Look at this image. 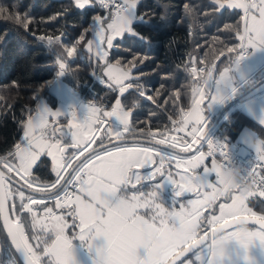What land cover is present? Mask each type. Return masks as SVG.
<instances>
[{"label": "snow or ice", "instance_id": "6c2138e0", "mask_svg": "<svg viewBox=\"0 0 264 264\" xmlns=\"http://www.w3.org/2000/svg\"><path fill=\"white\" fill-rule=\"evenodd\" d=\"M94 0H76V7L85 9L86 5ZM221 10L227 7L228 9H243L245 14V22L243 32L240 33L241 44L240 49L248 47L264 46V0H216ZM115 5L114 12L110 11L108 17H94L93 26L90 25L88 30L94 31L95 36L106 43L109 48L114 47V39L124 34L135 35L143 39L138 33L131 29L130 25L135 17H138L141 22L142 17H139L136 11L137 0H124L119 3L118 0H112ZM99 5L105 9H110L107 0H99ZM186 9L190 12L191 9L186 5ZM252 9H258L259 18L251 14ZM4 12L0 8V16ZM19 20V18L17 17ZM111 22H108V21ZM105 24L107 27L105 28ZM27 28L28 25L24 24ZM105 32L107 36L105 37ZM39 39L44 41L46 38L40 36ZM52 37L47 38L48 44L58 43ZM92 41H89V51H91ZM75 48H68L67 55L73 56ZM228 52L234 51L232 48L227 49ZM223 55V52L220 53ZM97 55L104 58L108 55L106 51L97 48ZM240 56L236 57L239 60ZM59 65L60 72L65 70V63L59 59L56 60ZM119 63V62H117ZM135 67V64L132 65ZM130 71L118 68L116 65H111L108 68L107 75L119 87L120 93H125L128 88H131V83L125 85L124 81L130 79ZM208 75H211V68L207 70ZM227 70L221 72L220 79L226 78ZM208 81H205V85ZM140 96L145 93L137 86ZM194 102L190 113L182 114L181 124H187L189 120L193 121L190 135L193 137V142H197L200 135H205L204 117L202 109L199 105L203 102L204 93L198 88L193 89ZM200 94V99H195V95ZM153 100V97H147ZM213 100L220 99L212 97ZM93 105L86 106V115L78 123L71 124L68 133L63 129H52V136L45 135V129L48 128L47 117L49 115L55 117L61 113L59 111H50L48 108H41L38 114L31 117L25 126L23 143L17 144L14 152H9L7 157L0 158V164L7 169L8 182L6 183L5 172L0 170V217L4 218L5 227L8 229V235L12 238V244L22 256L25 264H42L41 255L38 254L33 246L28 242V237L25 235L24 227L19 219L13 223L5 215L8 211L7 205L10 199H14V194L11 188V174L21 175L26 173L31 176V169L37 162L41 154L50 156L53 160V171L56 174V180L49 184L38 185L37 190L45 192L47 189H57L55 194L56 207L66 208L73 206L74 210H70L68 215L73 217L72 226L79 228V232L74 233L71 238L65 235L64 230L69 226L63 215H56L52 208L45 207L44 213L48 220L47 224L42 225L44 233H51L54 236L51 244L43 240L39 236H34L33 239L37 242V247L44 244L43 254L50 258L54 257V264H74L72 240L87 241L89 246L97 238H103V245L96 248V255L101 250H106L108 254L109 264H175V260L184 255L185 251H190L192 248L200 245L201 241L206 240L208 235L205 232L204 236H198L194 232V226L199 224L202 230L200 209L203 207H211L212 203L218 197L214 194L213 185L207 180L209 173H218L223 166L222 163H217L214 159L212 168H205L202 174H192L194 170L200 166L204 160L205 153L200 152L199 155L185 160L183 157L165 154L157 149L147 146H126L121 143H113V140L123 142L126 137L125 133L132 132L134 129L130 127L131 112L126 111L118 99L111 111H103ZM73 120L77 119L75 111L69 114ZM114 121V122H113ZM264 122V121H262ZM176 124L175 121H173ZM199 125V127L195 126ZM104 128V135L100 137V143L97 148L88 152L92 144L97 141V136L100 129ZM183 130V127L177 129ZM60 132V136L56 137V132ZM66 137H70V143H64ZM107 138L108 144H105ZM175 141V138H173ZM165 141L160 140L157 143L163 144ZM172 148L176 147V143L171 144ZM208 155L215 154L216 149H219V155L225 157V153L220 147L208 142ZM67 148L73 149L71 153L66 152ZM183 151H188L185 147ZM88 152V155L80 161V157ZM154 155L159 156V163L153 158ZM257 159L264 161V150L257 146ZM169 163L175 161L177 167L183 165V174L178 173L180 182L172 178V173L169 172L167 180L175 186V196L180 197L184 192L196 190L197 200H189L187 207L184 204L180 205V211L174 208L171 211L165 209L160 203L156 202V192L150 191L145 194L142 191L132 192L127 194L129 186L136 189L137 185L141 184L143 179H153L156 175H163L165 161ZM80 161L79 163H76ZM157 164L154 172L144 176L139 171L134 169H142ZM72 169L70 178L62 175ZM253 179L255 176V167H253ZM61 181H64L62 184ZM28 188H33V182L26 180ZM261 184H264V179H261ZM72 186L79 190L81 195H75L68 190V186ZM59 186V188H58ZM204 188H212V193H204L203 199H199ZM63 190V195H60V190ZM250 192L245 196H233L230 205L221 204L219 217L213 215L207 221L209 225L215 223L219 225L220 230L225 227H230L225 224L221 225L220 221L225 217H232L241 225L244 223L241 220L240 213H249L251 218L260 223V232L255 231H240L228 233L235 237L241 244L247 245L252 241V238L258 237L264 242V215L257 216L251 209L245 206L244 201L252 196ZM19 199L21 200V208L27 210L33 215V229L39 223L36 220L35 213L32 208L23 204L25 194L23 191H18ZM74 196V198H73ZM260 197H264V190L259 192ZM32 204L43 203L32 197H28ZM143 209L147 213V217L140 213ZM246 219V218H245ZM77 220L79 223H77ZM152 223L160 232L162 237V247L159 254H154L151 249H144L143 256L140 255V232L136 227L138 224ZM216 233V230H213ZM191 244L192 247H189ZM177 249H182L177 252ZM96 259V258H95ZM198 259V257H197ZM95 264V260L93 261Z\"/></svg>", "mask_w": 264, "mask_h": 264}, {"label": "trees", "instance_id": "16d2710c", "mask_svg": "<svg viewBox=\"0 0 264 264\" xmlns=\"http://www.w3.org/2000/svg\"><path fill=\"white\" fill-rule=\"evenodd\" d=\"M0 8L4 9L0 16V158L12 152L25 119L38 107L40 97L55 104L47 85L56 76L57 59L65 63L60 78L80 99L109 108L119 96L122 106L131 112L130 127L134 129L124 134V141L149 143V134L170 127L178 111L189 106L191 87L201 80L203 71L211 68L214 75L239 49L236 35L240 32L241 15L238 10L217 9L213 0H137L136 11L144 22L134 13L135 20L130 27L143 39L124 34L106 57L108 61L130 68L134 75L126 84L136 82V85L117 94L109 85L101 84L104 78L95 77L98 65L90 61L86 50L91 18L95 14L109 16L96 2L91 8L78 9L70 0H0ZM40 36L46 39L41 41ZM48 37L59 42L50 45ZM70 47L75 51L72 57H67L66 49ZM228 48L234 51L228 52ZM137 86L144 91L143 98L138 96ZM149 96L153 100L147 99ZM60 119L50 125L49 132L57 128ZM244 127L252 130L264 144L263 126L239 110L231 111L213 132L234 140ZM96 145H99L97 141L92 147ZM0 168L7 173L2 164ZM11 178L23 185L12 174ZM30 178L39 183L53 179L49 157L40 155ZM150 182L143 181L137 187L146 189ZM17 189V186L12 187L14 199L8 201L10 217L13 223L20 220L28 242L41 255L42 264H50L42 248L31 238V218L27 210L21 208ZM245 202L258 216L264 215V200L258 192ZM201 223L203 227L198 235L208 227L203 220ZM0 264H20L1 227Z\"/></svg>", "mask_w": 264, "mask_h": 264}, {"label": "rangeland", "instance_id": "374dc122", "mask_svg": "<svg viewBox=\"0 0 264 264\" xmlns=\"http://www.w3.org/2000/svg\"><path fill=\"white\" fill-rule=\"evenodd\" d=\"M70 1L76 7V0H70ZM121 1H122V3L124 2V0H121ZM95 2L97 4H99V0H94V4H95ZM213 3L216 4L217 9H220L218 3H216V0H213ZM92 6H93V4L90 3L89 5H86L85 8H91ZM235 10H238L240 12V15H241L240 32L236 35V38H237V40H239V45H240L241 40H240L239 36H240V33L243 32L244 22H245V14H244L243 9H235ZM97 16H99V15L95 14L91 18V20L89 22V27H90V25L94 27L93 19H94V17H97ZM103 17H107V16L103 15ZM134 20H135V17H134L133 21ZM136 20H137V18H136ZM108 22H111V21L109 20ZM106 27H107V25L105 24V28ZM89 33H90V35H89L90 40L89 41H92L91 51H89V41L86 44V50H88L90 58L93 60L92 61L90 59V61L92 63H94L95 65H98V71L96 72L95 77L100 78V79L104 78L105 83H107V85H109V87H112L113 89H115L117 91V94H120L118 85L113 80H111L106 73L108 71L109 66H111V65H116L118 68H121L123 70H128L130 68H124V67L116 64L115 62L108 61L106 58L107 56L104 58H101L100 56L97 55V48L99 47L102 51H106L108 53L110 49H113L116 47V41H119L122 38V36L116 37L114 39V42H113L115 46L112 48H109L107 43H106V39L104 40V42H101L95 36L94 31L90 30ZM107 34L108 33L105 32V37L107 36ZM126 35H130V34H126ZM67 49H66V53H67ZM252 53H253V50L250 52V55ZM237 56H240L239 60H236ZM242 56L243 55H241L238 52L233 54L230 57L231 62L229 61V63H232V64L237 63L238 64L244 58ZM67 57H69V56L67 55ZM59 60L62 62V59H59ZM229 63L227 65H225L224 67L220 68L214 75L211 74L209 76L207 73L208 69L203 71L202 75H204V76L201 78V80L198 83H196L195 85H193L191 87L192 98H191V102H190L189 106L186 109H180L178 111V113L176 115V119L172 120L170 127H168L169 129L165 128L164 130H162L160 132L154 131L151 134H149V143H143V142H138V141H134V140L129 139L128 141H123V144H125V145L127 144L126 146H129V147H132V146L151 147V148L157 149L161 153L172 154V155L183 157L185 160L199 155L200 152L205 153L201 143H199V141H198L201 135L199 136V138L197 140L198 143L197 142L194 143L193 137L190 135L191 128L193 126V121L189 120L187 124H183V125L181 124L182 114H187V113H190L192 111L193 102H194V93H193L194 88H198V89H200V91L202 93H204L203 102L199 105V107L202 109V115L204 117L205 132L208 129V126L210 124H213L212 127L205 133L203 139H206L207 136H209L211 134V132L215 129V126L218 125V122L219 123L223 122L227 118L228 114L234 110H239V111L243 112L244 114L251 117V119H253L255 122H257L261 126H263V128H264V122H262V121H264V92L262 93L263 90L257 89V86L255 85V82H258L262 76L256 77L255 72H253V71L250 75H237L239 72L237 65H229ZM55 64L57 66L56 67V76L53 78V80H51L48 83L47 91L55 98L56 102H55V104L52 105L48 102V100L45 97H40L38 99L37 105H39V107H37L35 109L36 111L32 112L25 119V122L23 124L19 138L15 142V144L13 145L12 152L15 151L17 144L23 143L25 126L27 125V123L31 117H34L38 114V112L40 111L41 108H48L50 111H53V112L59 111L61 113L59 116H55V117L49 115L47 117V120H48V125L53 126V124L56 122V120L61 118L60 119L61 122L57 123L56 129H63V131L65 133H68V130L71 127V124L78 123L80 120H82L85 117L87 105H93L97 108H100L98 105H96L93 102H90L89 100L80 99L79 94L70 85H68V83L66 84L65 81L62 78H60L61 72L59 69V65L56 63V61H55ZM240 66L243 67L245 65H240ZM225 70H227L226 78L221 80L220 74H221V72H224ZM194 73H195V71H194ZM262 74H264V71L262 72ZM131 76H134V75L130 72V78H131ZM211 76H212V79H211ZM205 81H208L206 85H205ZM126 83H128V82L124 81L125 85H127ZM134 85H136V82ZM134 85H132V87ZM138 96H140L139 92H138ZM140 97L143 98L142 96H140ZM212 97H219L220 99L213 100ZM200 98H201L200 94L195 95V99L199 100ZM118 99H119V96L117 95L116 99L113 101V103L111 104V106L109 108H100L102 110V112L103 111H111L112 108L115 106L116 101ZM72 111H75V113H76V116H77L76 120H73L72 117L69 115ZM102 112H101V115H102ZM173 121H175L176 124H174ZM58 126H60V127H58ZM195 126L199 127V125H195ZM180 127H183V130L178 131L177 129ZM47 129H45V135L49 136V131L46 133ZM104 130H105L104 128L100 129V132L97 136V143H100V137L104 135ZM59 136H60V132L57 131L56 137H59ZM49 137H51V136H49ZM173 138H175V141H173ZM222 139H226L228 141H233V140H229L228 137H224V138L222 137ZM160 140H164L165 142L163 144L157 143V141H160ZM234 140L237 143L242 145V150H241L242 152H249L256 157H257V146L258 145L262 148V150H264V144L262 143V141L249 128H246V127L242 128ZM70 142H71L70 137H66L64 143H70ZM104 142L105 143L108 142L107 138L105 139ZM173 142L176 143L175 148L171 147V144ZM97 146L98 145L93 146V148H95ZM185 147L188 148V151L182 150ZM93 148H91V149H93ZM91 149H89L88 152H91ZM72 151L73 150L71 148L66 149V152H68V153H71ZM88 152H85L83 154L84 156L82 157V159L80 161H83V159L88 155ZM41 155H45L46 157L50 158V160H51V172L53 174V178L54 177L56 178V174L53 171L54 165H53L52 158L50 156H48L46 154V152L44 154H41ZM153 158L157 161V164H158L159 163V156L154 155ZM214 158H215V156H213V155L207 156L205 153L204 160L202 161L200 166L194 170V173H192V174L193 175L194 174H202L203 170L205 168L211 169L212 168V162H213ZM215 160H216V158H215ZM260 163H261V165L258 167L257 171H258L259 177L263 178L264 173L260 172V167L263 164L262 169L264 170V161H260ZM157 164H153L149 167L142 168V169H134V171H139L142 175L148 176L151 174V172H154V169L157 166ZM221 169H222V167L219 169L218 173L212 172V173H209L207 175V180L210 184L213 185L214 190H218L215 188V181H216L217 176L220 173ZM169 172L172 173V178L174 180H176L177 182H180V176L178 175V173L183 174V172H184L183 165H181L180 167H177L174 160L171 161L170 163L166 160L165 161V167L163 169L164 174L163 175H156L154 177L156 180H154V178H153V179H151L150 183H152L154 185V188H156L157 183L160 185H164L166 187H171V189H172L171 193L175 195V191H176L175 186L172 185L167 180V175ZM65 173L66 172H63L62 175H65ZM70 174H68V178H70ZM13 176L16 179L25 180V179L21 178V175H16L14 173ZM22 176L28 177V174L22 173ZM38 185H42V184H39L38 182L37 183L33 182L34 188L37 189ZM12 187H15V186L11 185V188ZM213 189L212 188H204L203 190H201L202 194L199 197V199H203L204 193H208V194L212 193ZM18 191H23V190L18 188L16 195H18ZM23 192H25V191H23ZM171 193H170V196H171ZM184 194H185V196L179 200L180 205L184 204L187 207H191V206L187 205V202L189 200H197L198 199L195 189L193 191H190V192L186 191V192H184ZM233 196H242V195H240L237 192H233L230 197H218L217 200L212 203L211 207L201 208L200 209L201 220H203V222L206 224L207 221L209 219H211V217L213 215L219 217L221 215L220 205L221 204L230 205L232 203V197ZM175 199H176V197L171 196V201H175ZM244 203H245V201H244ZM23 204H24V201H23ZM245 205H246V203H245ZM49 207H53L54 209L57 208L56 203L52 204ZM44 209H45V207L40 209L41 212L39 213V216L43 219H44ZM68 209H69V207L60 208L57 213H59L61 215V214L65 213ZM229 218H232V217H229ZM229 218H227V219H229ZM224 220H226V219H224ZM207 225H208V223H207ZM230 228H232V227H230ZM225 233H228V232L225 231ZM65 234H66V232H65ZM34 236L40 237V235H38L36 233L31 234V238H32L33 242L37 245L36 240L33 239ZM66 236H67V234H66ZM45 240L47 241L48 244H51L52 237L45 238ZM39 247H41L43 250L45 245L43 247V245L40 244ZM191 253H208V250L205 246L202 245L199 249L194 250ZM46 258L48 261H50L48 256H46ZM52 258H54V257H52ZM52 258H51V260L53 261Z\"/></svg>", "mask_w": 264, "mask_h": 264}, {"label": "crops", "instance_id": "0c3cea01", "mask_svg": "<svg viewBox=\"0 0 264 264\" xmlns=\"http://www.w3.org/2000/svg\"><path fill=\"white\" fill-rule=\"evenodd\" d=\"M119 1L122 2L121 0H119ZM257 3H258V0H257ZM252 10H251V13L254 16H256L257 18H259L258 9H252ZM252 50H253V53L250 55V52ZM242 57H244V58L238 64L237 63H234V64L229 63V65H237V68L239 70L237 75H250L253 71V72H255L256 77L262 76L258 82H255V85L257 86V89L263 90L262 91V93H263L264 92V74H262V72L264 71V46L257 45V47H255V48L248 47V52L245 55H243ZM240 65H245V66L241 67ZM38 107H39V105H38ZM58 127H60V126H58ZM50 128H52V127H50V125H49L46 133L49 131ZM114 143L123 144V142H120V141L114 142ZM105 144H108V142ZM123 145H125V144H123ZM262 168H263V164L260 167V172L264 173V170ZM12 175H14V173ZM22 179H25V180H20V182L23 185H25L26 188L28 189L27 191L24 192V194L26 193L25 199H24V204H27L29 207L32 208L33 212L35 213L36 220L39 221V223L36 225V228L33 229V215H32V213H29L28 211L26 212V214L29 215L31 218V222H32L31 232L40 235V237L43 240H45V238H50V237H52V240H53L54 236L51 233H44L42 231V225L47 224L48 220L45 216V213H44V219L39 216V213L41 212L40 209H42L44 207H49L52 204L56 203L55 194L57 193V189L49 188L45 192L35 191V190H33L34 187L31 189L28 188L25 181L31 180L32 182H36V183L38 181L32 180V178H30L29 175H28V177H23ZM55 180H56V178L54 177L53 179L51 178V180L46 182V183H44V182H40V183L38 182V183L42 184V185H44V184L50 185ZM146 180H149V179H144L142 181H146ZM154 180H156V179L154 178ZM58 188H59V186H58ZM143 189L144 188H139V187H137L136 189H132L131 187H129L127 194L130 195L132 192H135L137 190L143 191V192H145V194H147L150 191H155L157 203H160L161 206L165 207V209H167L168 211L173 210V208L176 211H180L179 200L182 197H184L185 194L181 195L180 197H177L171 193V190H172L171 187H166V186L160 185L158 183H157L156 188H154V185L151 184L146 189H144V190ZM75 192H74L75 193L74 196L75 195H81L82 198L87 199L86 197L83 196L82 193L79 192L78 189ZM170 193H171V196L176 197L175 201H171ZM74 196H73V198H74ZM17 197L19 198L18 195H17ZM28 197H32L33 199L38 200V201L42 200L43 203L32 204L31 200H29ZM50 199H52V200L47 202V200H50ZM245 206L247 208L251 209V212H254L255 214L257 213L254 209L250 208L247 204ZM50 208H53V207H50ZM59 209L60 208H56V209L53 208V211L56 215H60L59 213H57L59 211ZM70 210H74V207L69 206V209L65 213L61 214L64 216L65 220L67 221V223L69 225L64 230V232H66V234L69 238H71L74 233L79 232V228L72 226L73 217L71 215H68V212ZM140 213L147 217V213L145 212V210L141 209ZM243 215H250V214L249 213H243V212L239 214V216H243ZM227 218H229V217H225V219H227ZM221 221H223V220H221ZM77 223H79L78 220H77ZM213 225H215V223H213L211 225L208 224L209 227H212ZM242 225H243V228L245 231H255V232L261 231V229L256 227V226L245 225V224H242ZM239 226H241V224L236 225L232 228L226 229V230H224V232L225 231L228 233L234 232L238 229ZM136 227L139 229V232H140V238H139L140 239V255L143 256L144 249H145V238H146V236L150 232H153V231L158 232V233H160V232H159V229L150 222L142 224V225L138 224V225H136ZM228 233H226V234H228ZM206 242H207V240H206ZM103 243H104V241H103L102 237L97 238L95 241H93L91 246H89L87 244V241H80L78 239H73L72 245H73L74 264H93V261L96 260L95 258H97L100 255L103 256L104 264H109L108 254H107L106 250H101L96 255V251H95L96 248L102 246ZM42 245L44 247L43 243H42ZM201 246L202 245H200L195 250L199 249ZM178 250L179 249H177V251ZM42 253H43V250H42ZM197 257H198V259H197ZM52 259H53V261L55 260V258H52ZM208 259H209L208 253H190L186 257H184L182 260L177 262L176 264H208ZM49 260H50V258H49ZM53 261L51 260V263L54 264ZM138 264H139V262H138ZM219 264H264V242L260 241L258 237H254V238H252V241L249 242L245 246V245L241 244L238 240L233 239L229 244V248L226 252V255L223 258H221Z\"/></svg>", "mask_w": 264, "mask_h": 264}, {"label": "clouds", "instance_id": "9594fccd", "mask_svg": "<svg viewBox=\"0 0 264 264\" xmlns=\"http://www.w3.org/2000/svg\"><path fill=\"white\" fill-rule=\"evenodd\" d=\"M253 184L254 179L249 173L243 172L238 167L225 166L221 169L215 181V188L218 190H214V194L216 197H230L233 192H237L245 196L253 191ZM238 230L243 231V225L239 226ZM200 231V225H195L194 232L198 235ZM233 239L237 240L221 230L212 233L207 238V242L201 241L200 245H204L208 250V264H219L221 258L226 255L229 244ZM162 244V237L158 232H150L145 238V248L151 249L154 254H159ZM95 264H104L102 255L96 258Z\"/></svg>", "mask_w": 264, "mask_h": 264}, {"label": "built area", "instance_id": "2783aa9c", "mask_svg": "<svg viewBox=\"0 0 264 264\" xmlns=\"http://www.w3.org/2000/svg\"><path fill=\"white\" fill-rule=\"evenodd\" d=\"M107 2L110 5V9H105L103 7H101L99 4V7L101 9L104 10L105 13L109 14L110 11L114 12L115 10V5L112 4V0H107ZM119 3H122L118 0ZM238 53H240L241 55H245L248 52V49H238L237 51ZM102 85H105L107 83H105L104 80L101 81ZM49 136H52V131L49 132ZM211 141L215 146L220 147L221 151H223L225 153V157H221L219 155V149H216V152L213 156H215L216 160L218 163H222V168L225 166H230V167H238L240 168L243 172L249 173L251 175V177L253 178V167H255V176L256 179L254 180V184H253V191L252 193H259L261 190H264V184H261L260 181L263 178L259 177L258 174V167L261 165L260 160L257 159L256 156L252 155L249 152H242V146L237 143L235 140L233 141H228L226 139H222L221 137H219L216 133H214L213 131L211 132V134L209 136H207L206 139H203L200 141L205 153L207 156L208 152H209V147H208V142ZM214 158V159H215ZM68 190L72 193H74L76 191V188H73L72 186H68ZM60 195H63V190H60ZM251 197V196H250ZM264 200V197H262ZM56 200V199H55ZM209 228V226H208Z\"/></svg>", "mask_w": 264, "mask_h": 264}, {"label": "water", "instance_id": "95a60500", "mask_svg": "<svg viewBox=\"0 0 264 264\" xmlns=\"http://www.w3.org/2000/svg\"><path fill=\"white\" fill-rule=\"evenodd\" d=\"M211 79H212V76H211ZM212 125H213V124H210V125H209L208 129L206 130V132L212 127ZM206 132H205V133H206ZM203 137H204V135H201V136H200V138H199V142L202 140ZM114 142H119V141H115V140H113V143H114ZM91 148H93L92 145H91V147H90L89 149H91ZM72 150H73V149H72ZM91 150H93V149H91ZM83 156H84V155H82V156L80 157V160L82 159ZM78 162H79V161H77L76 163H78ZM0 170L4 171V170L1 169V168H0ZM71 171H72V169H68V171L65 173L64 176L67 178V177H68V174L71 173ZM4 172H5V171H4ZM5 175H6V183H7V182H8V175H7L6 173H5ZM10 179H11V184H12V185L17 186L19 189H22V190H24V191H27V190H28L24 185H21V184H19L18 182L14 181L11 177H10ZM63 182H64V181H61V183H63ZM141 182H143V181H141ZM129 187H131V186H129ZM7 208H8V205H7ZM5 215L8 217V219H9L10 221H12V219H11V217H10L9 209H8V211H6ZM240 218H241V220L244 221L243 224H245V225H249V224H250V225H252V226H256V227L260 228V223H259L258 221H256V220L252 219L250 215H243V216H240ZM245 218H246V219H245ZM12 222H13V221H12ZM225 222H227V225H230V227H233V226H236V225H240V223H239L238 221L233 220V218H229V219L223 220V221L220 222V224L223 225V224H225ZM0 227H1V229H2V232H3V234H4V236H5L6 240H7V242H8V244H9L10 248H11L12 251H13L14 256H15L16 259L18 260V262H19L20 264H25V261L23 260V258H22V256L20 255V253H18V252L16 251V249H15V245L12 244V238L8 235V229L5 227V223H4V218H3V217H0ZM230 227H225V228L223 229V231L226 230V229H228V228H230ZM214 229L216 230V232L221 231L219 225H217V224H215V225H213L212 227H210L209 230L206 229L205 232H207V234H208V235L206 236V240H207V238L213 233V230H214ZM205 232L202 233V234H200V235H198V236H204V235H205ZM206 240H205V242H206ZM189 247H192L191 244L189 245ZM198 247H199V246H197V247H195V248H192L190 251H185L183 256H180V257H178V258L175 260V264H176L177 262H179L180 260H182L184 257H186L188 254H190L192 251H194V250H195L196 248H198ZM181 250H182V249H179L177 252H179V251H181Z\"/></svg>", "mask_w": 264, "mask_h": 264}, {"label": "flooded vegetation", "instance_id": "af4514ba", "mask_svg": "<svg viewBox=\"0 0 264 264\" xmlns=\"http://www.w3.org/2000/svg\"><path fill=\"white\" fill-rule=\"evenodd\" d=\"M209 229H210V228H207V230H209ZM204 232H205V231H204ZM204 232H203V233H204Z\"/></svg>", "mask_w": 264, "mask_h": 264}]
</instances>
